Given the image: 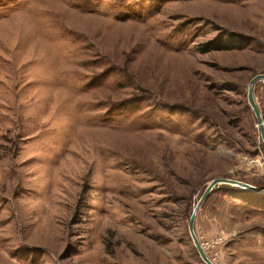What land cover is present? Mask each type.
Segmentation results:
<instances>
[{
	"label": "rangeland",
	"instance_id": "rangeland-1",
	"mask_svg": "<svg viewBox=\"0 0 264 264\" xmlns=\"http://www.w3.org/2000/svg\"><path fill=\"white\" fill-rule=\"evenodd\" d=\"M258 74L264 0H0V264H204L207 184L264 189ZM194 232L264 264V194Z\"/></svg>",
	"mask_w": 264,
	"mask_h": 264
},
{
	"label": "water",
	"instance_id": "water-1",
	"mask_svg": "<svg viewBox=\"0 0 264 264\" xmlns=\"http://www.w3.org/2000/svg\"><path fill=\"white\" fill-rule=\"evenodd\" d=\"M262 81L264 82V74H258L255 75L249 82H248V86H247V102L248 105L252 111V113L255 116V120H256V125H257V129L259 132V136L260 139L264 145V127H263V120H262V116L260 111L257 108V105L255 103L254 100V96H253V86L255 85V83ZM220 186H229V187H235L237 189L249 192V193H253V194H264V189H260L257 188L255 186L249 185L247 183L244 182H240L237 180H232V179H227V178H216L211 180L207 186L204 189L203 194L201 195L199 201L196 203L195 207L192 210V213L189 217L188 223H187V229L189 232V235L192 239V242L195 246V249L201 259V261L204 264H212L210 262V260L207 258V256L205 255V253L203 252L196 236H195V232H194V223H195V219H196V215L197 212L199 210V207L201 206V204L204 202V200L216 189H218V187Z\"/></svg>",
	"mask_w": 264,
	"mask_h": 264
}]
</instances>
